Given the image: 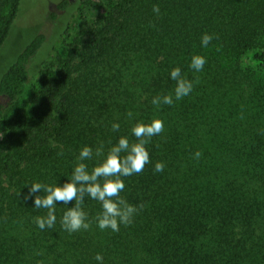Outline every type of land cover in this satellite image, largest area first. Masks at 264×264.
<instances>
[{"label": "trees", "instance_id": "1", "mask_svg": "<svg viewBox=\"0 0 264 264\" xmlns=\"http://www.w3.org/2000/svg\"><path fill=\"white\" fill-rule=\"evenodd\" d=\"M20 1L0 0V48ZM86 7L96 8L90 23L58 33L62 54L55 40L32 70L50 41L40 30L0 77V264H98L97 254L103 264H264V78L254 80L264 72V0H80L78 11ZM195 54L206 58L199 72ZM177 66L193 90L153 105L174 96ZM153 118L164 129L147 145L150 163L122 178L120 196L137 208L130 224L100 230L101 205L85 195L89 229L64 230L71 205L62 203L53 228L37 227L47 209L25 200L28 185L62 184L83 146L106 154L121 136L136 142L134 124Z\"/></svg>", "mask_w": 264, "mask_h": 264}, {"label": "clouds", "instance_id": "2", "mask_svg": "<svg viewBox=\"0 0 264 264\" xmlns=\"http://www.w3.org/2000/svg\"><path fill=\"white\" fill-rule=\"evenodd\" d=\"M159 11V6L154 5L153 12L159 14ZM212 39L211 35L205 33L201 37V46L208 47ZM205 63L206 58L203 55L195 54L191 58L190 67L199 72L203 70ZM170 79L175 81L174 96L165 94L162 97H153L151 101L153 105L159 106L161 103L172 105L174 100L183 99L193 90V82L182 75L178 66L170 71ZM131 116L132 113H129V117ZM119 128V123L112 124L114 131H118ZM163 129L164 123L159 118H153L148 123L137 121L131 129L136 142L130 143L127 136H121L106 154L103 145L97 147L95 151L91 146L85 145L79 152L72 172L66 176L67 179L62 184L57 180L53 184L36 181L28 185L25 200H32V207L36 209H47L45 216L35 218L37 227L41 230L53 228L57 221L56 205L62 203L71 205L64 211L60 220L64 230L73 233L89 229L88 214L83 208L85 195L101 205L102 211L96 217L100 230L111 229L118 232L120 225L130 224L137 208L120 196L125 189L122 178L141 173L145 165L150 163L147 145L151 138L159 135ZM3 135H0V138ZM194 155L199 158L201 153L196 152ZM94 158L97 162L89 169L86 161H92ZM163 169V163L155 164V172H162ZM103 259L100 254L95 256L98 264H103Z\"/></svg>", "mask_w": 264, "mask_h": 264}, {"label": "rangeland", "instance_id": "3", "mask_svg": "<svg viewBox=\"0 0 264 264\" xmlns=\"http://www.w3.org/2000/svg\"><path fill=\"white\" fill-rule=\"evenodd\" d=\"M58 0H45L44 6L40 7L39 13V21L33 23H27V14H29L33 9L38 7L40 0H21L19 5V11L15 20L13 21L9 34L5 39L3 45L0 48V77L6 68L15 60L17 55L23 49V47L40 31L44 30L47 32L50 37V41L47 44L46 50L43 53L35 56L32 63V70L38 68L46 57L48 50L52 47L53 43H55L56 38L58 37L59 32H63L67 29L68 26H71L73 29H79L90 23L91 20L96 15L95 7H86L81 12L78 11V6L80 0H68L69 5L65 10H58L56 6V2ZM52 13L56 14L55 18H52ZM31 15V13H30ZM33 15H31L32 17ZM72 33V32H71ZM264 38V35H263ZM60 39V38H58ZM57 39V40H58ZM56 40V42H57ZM264 41V39H263ZM54 47L56 51L60 54L62 43L57 42ZM250 51L244 52V54L240 57V65L242 67L246 66V55H248ZM260 78H264V72L255 69L254 80L259 81ZM261 93L264 96V81H262ZM30 84H26L21 93L20 97L23 99L25 94L27 93L28 87ZM0 102L4 105L7 104V99L0 96ZM264 116V115H263Z\"/></svg>", "mask_w": 264, "mask_h": 264}]
</instances>
